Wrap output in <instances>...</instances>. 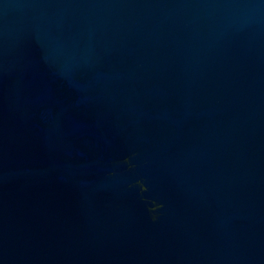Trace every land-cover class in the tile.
Listing matches in <instances>:
<instances>
[{
    "label": "water",
    "instance_id": "water-1",
    "mask_svg": "<svg viewBox=\"0 0 264 264\" xmlns=\"http://www.w3.org/2000/svg\"><path fill=\"white\" fill-rule=\"evenodd\" d=\"M0 264H264V0H0Z\"/></svg>",
    "mask_w": 264,
    "mask_h": 264
}]
</instances>
